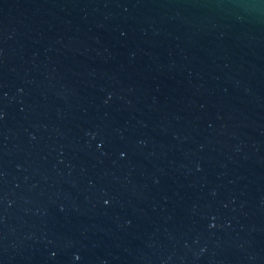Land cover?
I'll use <instances>...</instances> for the list:
<instances>
[{"label": "water", "instance_id": "1", "mask_svg": "<svg viewBox=\"0 0 264 264\" xmlns=\"http://www.w3.org/2000/svg\"><path fill=\"white\" fill-rule=\"evenodd\" d=\"M0 264H264V0H0Z\"/></svg>", "mask_w": 264, "mask_h": 264}]
</instances>
